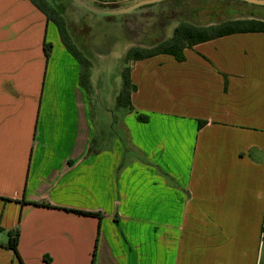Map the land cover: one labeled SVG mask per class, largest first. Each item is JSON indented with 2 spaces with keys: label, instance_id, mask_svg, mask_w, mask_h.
Listing matches in <instances>:
<instances>
[{
  "label": "crops",
  "instance_id": "obj_1",
  "mask_svg": "<svg viewBox=\"0 0 264 264\" xmlns=\"http://www.w3.org/2000/svg\"><path fill=\"white\" fill-rule=\"evenodd\" d=\"M58 36L29 0H0V264H258L264 34L132 62L105 145Z\"/></svg>",
  "mask_w": 264,
  "mask_h": 264
},
{
  "label": "rangeland",
  "instance_id": "obj_2",
  "mask_svg": "<svg viewBox=\"0 0 264 264\" xmlns=\"http://www.w3.org/2000/svg\"><path fill=\"white\" fill-rule=\"evenodd\" d=\"M44 1L50 10L57 12L63 18L68 38L82 57L80 86L84 90L86 106L90 109L91 119L96 129L95 137L100 138L99 140L105 145L106 142L103 139L114 135L122 122L123 115L129 112L117 105V98L122 90L123 71L129 70L132 63L126 59L125 55L134 46L131 26L137 20H142L143 27L148 25L147 20H152L154 13H161L162 10L168 12L167 17H172L169 13L170 8L175 6L173 4L166 6L161 3L164 8L160 9L158 7L161 4L157 3L151 7L136 9L128 14L103 17L83 10L70 0ZM85 1L94 7L118 9L128 7L140 0ZM253 6L231 4V7L238 10L242 17L252 16L263 19L264 9ZM158 15L159 20H163V17H160L163 15ZM175 25V22H171L165 30L167 37L171 36ZM58 37L60 38V34ZM153 37L150 35L148 41H151ZM257 261L258 264H264V230L258 247Z\"/></svg>",
  "mask_w": 264,
  "mask_h": 264
},
{
  "label": "trees",
  "instance_id": "obj_3",
  "mask_svg": "<svg viewBox=\"0 0 264 264\" xmlns=\"http://www.w3.org/2000/svg\"><path fill=\"white\" fill-rule=\"evenodd\" d=\"M29 1L46 16L48 21H51L57 27L63 45L81 64L82 57L68 38L63 18H61L57 12L50 10L44 0ZM192 2L193 4H191ZM161 3L166 6L168 4H173L176 7L170 8L171 11L169 13L172 14V17H167L166 14H168V12L162 10L161 13H154V16L151 17L152 20H147L148 25L144 27L142 20H137L130 29L132 33L131 36L134 35V40L132 41L134 46L125 54L128 61L134 62L156 55H169L180 62L184 59V49L191 48L196 44L235 33L259 32L264 34V18L259 19L252 16L242 17L238 10L231 7V4L248 5L245 2L237 0H166L158 4ZM163 4L159 5L158 8L163 9ZM146 7H151V5L141 8ZM96 8L106 10L109 8L112 9L113 7L98 6ZM257 8L264 9V7L260 6H257ZM158 14L163 15L160 16L163 17V20H159ZM171 22H175L176 25L174 26L171 36L167 37L165 35V30ZM150 35L151 37L155 35L152 38L153 41H148ZM49 48L50 46L48 45L44 47L45 57L48 56ZM129 71L128 69L123 71L122 90L117 98V105L131 112L130 95L136 90V87L130 80ZM137 118L140 121L145 120L141 116ZM203 124L204 122H199L198 126L201 127ZM68 211L82 216L96 217L98 220L101 218V215L96 213ZM17 242L18 235L15 234L10 237L3 247L11 251L18 258ZM93 256L94 250L92 252V257Z\"/></svg>",
  "mask_w": 264,
  "mask_h": 264
},
{
  "label": "water",
  "instance_id": "obj_4",
  "mask_svg": "<svg viewBox=\"0 0 264 264\" xmlns=\"http://www.w3.org/2000/svg\"><path fill=\"white\" fill-rule=\"evenodd\" d=\"M70 1H72L74 4H76L77 6H79L80 8H82L83 10L89 13L103 17H110V16H119V15L128 14L141 7L157 4L166 0H140L125 8L106 9V10L96 8L88 4L84 0H70ZM237 1L245 2L247 4L254 6L264 7V0H237Z\"/></svg>",
  "mask_w": 264,
  "mask_h": 264
},
{
  "label": "flooded vegetation",
  "instance_id": "obj_5",
  "mask_svg": "<svg viewBox=\"0 0 264 264\" xmlns=\"http://www.w3.org/2000/svg\"><path fill=\"white\" fill-rule=\"evenodd\" d=\"M85 1V0H84ZM86 2V1H85Z\"/></svg>",
  "mask_w": 264,
  "mask_h": 264
}]
</instances>
